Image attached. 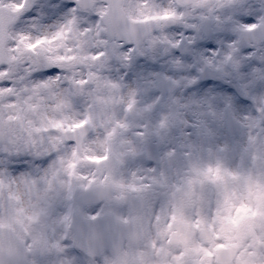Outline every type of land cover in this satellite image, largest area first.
<instances>
[{"label": "clouds", "instance_id": "1", "mask_svg": "<svg viewBox=\"0 0 264 264\" xmlns=\"http://www.w3.org/2000/svg\"><path fill=\"white\" fill-rule=\"evenodd\" d=\"M90 2L89 9L77 6L81 30L96 23L107 29L108 17L98 16V10L109 0ZM122 3L142 19L140 0ZM159 4L176 18L129 22L133 38L105 31L109 46L98 60L81 58L101 50L87 36L69 43L72 52L53 49L54 57H77L63 63H50L45 49L36 54L24 47L53 35L59 22L72 15L65 6H75L76 0H40L43 7L32 13L39 17H23L4 37L0 71L8 73L5 79L20 97L32 96L42 81L58 77L53 85L57 98L66 96L80 118L93 123L82 136L33 133V147L13 150L10 157L0 152L12 161L8 175L0 177V222L5 225L0 228V264H63L65 257L73 264H171L182 249L162 235L168 230L165 212L194 167L219 161L239 177L233 187L237 195L247 196L249 176L264 185V163L245 152L249 140L255 142L253 156L264 152V46L240 28L249 18H264V0ZM112 45L127 58L111 55ZM38 91L43 106L37 113L26 112L33 127L48 118L62 119L53 111L49 90ZM130 92L135 93L131 108ZM117 123L126 129L108 139ZM11 127L15 137L28 138L26 122L23 127L11 122ZM57 136L61 142L53 148L50 137ZM78 142L80 163L69 175ZM84 156L105 159L91 163ZM22 175L30 177L29 187L19 179ZM40 209L39 220L31 219Z\"/></svg>", "mask_w": 264, "mask_h": 264}, {"label": "snow or ice", "instance_id": "2", "mask_svg": "<svg viewBox=\"0 0 264 264\" xmlns=\"http://www.w3.org/2000/svg\"><path fill=\"white\" fill-rule=\"evenodd\" d=\"M242 3V0H237ZM141 7L137 9L138 15L142 19H136L131 11L124 7L122 0H109L106 8L98 10V16L108 17V28L102 27L100 23L92 27L81 30L80 18L77 15V6L84 9L92 7L90 0H76V5L67 7L66 11L72 15L66 16L56 26L53 35L37 39L34 43H25L27 51L37 53V49H45L49 55L48 61L63 63L65 61L75 60L76 56H52L53 49L59 51L63 48L65 51L72 52L74 49L68 47L69 43L78 40L80 36H87L88 39L96 45L99 51H94L91 56H83L82 59L98 60L105 57V48L109 46L105 39V31L111 30L125 35L128 38L135 36V30L128 28V23H162L175 19V14L164 9L159 0H140ZM224 5L231 4V0H221ZM40 5V0H0V44L9 30L13 28L23 17L31 16L36 20L40 13L32 15L33 10ZM61 9L59 4L54 5ZM250 11H252L250 9ZM231 20V18H228ZM195 28V25H190ZM241 30L252 33V41L260 42L264 46V18L257 21L249 18L240 25ZM91 34V36H88ZM24 40V37H21ZM176 45L173 44V47ZM111 55L119 59L127 57L116 51L118 45H112ZM252 47L246 51L251 52ZM19 51V49H16ZM5 57L0 55V64ZM11 57L9 63L15 60ZM264 75V74H262ZM8 73L0 71V152H7L8 157L12 155L13 150L19 152L24 148H31L35 141L32 140L33 133H50L64 131L73 136H82L93 121L90 118H80L78 110L68 100L66 96L57 98V93L53 90V85L57 78H49L42 81L32 90V96L20 97L9 81H6ZM98 77L90 74V79ZM81 84L86 81H81ZM115 87V85H113ZM47 89L48 99L54 101L53 111L59 113L63 118H48L46 123L42 121V126L33 127L34 122L28 119L26 112L37 113L42 105L44 97L39 94V89ZM27 91V89H25ZM35 97L36 102H33ZM135 93H129V108L135 103ZM6 99V102L4 100ZM5 109L8 110L5 112ZM8 123H5V122ZM70 121V122H69ZM11 122H19L23 127L24 123L28 127L24 129L27 133V139L14 136V129ZM127 125L117 123L108 133V139L114 136L122 135ZM55 142L52 147L55 148L61 138L50 137ZM81 145L77 143L76 148L72 150L73 159L67 165L69 175H74L80 163L78 152ZM255 142L249 140L248 148L245 149L250 159L259 158L264 163V152L257 151V156L252 155ZM83 159L91 163H99L105 157L84 156ZM12 163L11 159L0 156V177L8 175V166ZM193 175L188 177L185 182L176 189L173 200L165 212V224L167 231L162 233L169 237V242H175L176 246L182 250L173 255L171 264H264V185L256 183L250 176L247 177V196L237 195L233 191L234 182L238 176L225 170L219 161L215 165H198L192 170ZM25 187H29L30 177L22 175L20 178ZM51 186V181H48ZM3 180H0V187H3ZM43 209L33 214L31 219L39 220ZM0 222V228L4 227ZM244 241V244L239 243ZM57 251L63 253L65 250L59 244L54 245ZM164 257L169 255L167 249L162 250ZM63 264H73V260L65 257Z\"/></svg>", "mask_w": 264, "mask_h": 264}]
</instances>
